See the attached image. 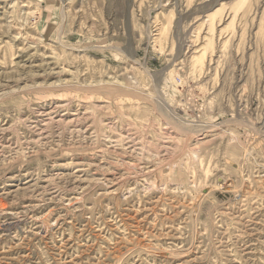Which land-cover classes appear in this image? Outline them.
Masks as SVG:
<instances>
[{
	"label": "rangeland",
	"instance_id": "374dc122",
	"mask_svg": "<svg viewBox=\"0 0 264 264\" xmlns=\"http://www.w3.org/2000/svg\"><path fill=\"white\" fill-rule=\"evenodd\" d=\"M0 264H264V0H0Z\"/></svg>",
	"mask_w": 264,
	"mask_h": 264
}]
</instances>
